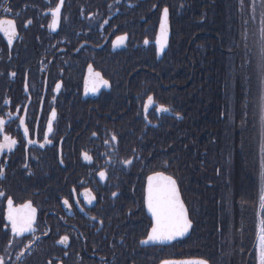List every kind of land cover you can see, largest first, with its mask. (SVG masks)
Listing matches in <instances>:
<instances>
[{
  "label": "flooded vegetation",
  "instance_id": "flooded-vegetation-1",
  "mask_svg": "<svg viewBox=\"0 0 264 264\" xmlns=\"http://www.w3.org/2000/svg\"><path fill=\"white\" fill-rule=\"evenodd\" d=\"M169 2L171 0H65L57 31L47 27L50 15H43L48 0H10L12 13L0 14V18L15 19L19 32L11 47L0 33V73H3L0 75V115L9 110L6 99H11L13 107H21L22 112L27 108L32 138H37L32 124L35 118L42 143L51 109L55 108L58 113L54 132L49 137L53 143L45 148L27 145L23 130L18 129L16 123L6 126L7 133L19 143L13 154L6 153L3 157L7 167L6 175L0 178V191L11 196L14 207L31 201L38 210L36 234L41 239L33 245L30 254L22 257L24 264H47L48 260L52 264L61 261L63 264H104L105 261L106 264H141L140 259L147 256H152L148 264L154 263V257L159 259L156 264L165 260L194 259L176 256L178 244L187 241L194 229L193 203L186 201L180 182L173 175L177 169L164 167L161 155H157L154 168L147 163L142 167L121 163L132 155H142L133 143H147L154 137L153 130H159L163 123L174 129L175 124L185 119L165 104L175 117L156 111L164 101L162 96L149 94L139 87L144 78L138 65L153 66L160 62L156 40L162 7ZM3 3L4 0H0V4ZM169 8L173 36L176 15ZM29 19L33 23L25 26ZM105 19L107 24L103 23ZM123 35H127L128 40L115 46L117 38ZM145 40L149 43L145 44ZM89 65L101 73L111 87L91 91L93 78L89 75ZM12 70L17 72L15 78L8 75ZM58 83L61 88L56 92ZM155 92L159 93L157 89ZM148 96L154 97L155 104L145 119ZM177 115L182 116L181 121ZM134 127L138 130L134 131ZM93 132L97 133L96 137L92 136ZM112 133L119 139L115 152L104 143L106 135ZM85 150L93 156L91 164L82 158ZM105 152L111 164H105ZM105 169L109 178L102 181L98 171ZM157 171L177 179L193 225L186 239L181 237L180 241L166 246L140 243L151 231L152 223L146 206L147 178ZM85 187L91 188L97 196L92 205H88L82 195ZM114 191L119 195L113 197ZM77 197L80 205L75 203ZM65 198L73 204L71 210L63 204ZM7 211V201L0 198V255L6 260L11 256L8 264H16V256L23 248L22 238H17L11 249L5 251L12 239L10 228H4L8 224ZM45 231H48L47 236L43 235ZM63 235L70 237L66 249L57 243ZM232 240L240 249V243ZM244 242L245 249L248 240Z\"/></svg>",
  "mask_w": 264,
  "mask_h": 264
},
{
  "label": "trees",
  "instance_id": "trees-1",
  "mask_svg": "<svg viewBox=\"0 0 264 264\" xmlns=\"http://www.w3.org/2000/svg\"><path fill=\"white\" fill-rule=\"evenodd\" d=\"M244 4L241 12L240 0H171L176 22L169 52L153 66L138 65L144 78L139 87L161 95L162 104L185 118L174 129L163 123L147 143H133L142 155H132L135 165H128L154 168L161 155L164 167L177 169L173 175L193 203L194 221L192 236L177 246L179 258H208L212 264L259 261V233L254 236L252 230H259V213L244 200L256 194L259 205L261 188V175L254 174L260 164L256 155H263L256 139L262 83L254 55L260 0L255 20L251 0ZM151 260L147 256L140 263ZM158 261L154 257L153 264Z\"/></svg>",
  "mask_w": 264,
  "mask_h": 264
},
{
  "label": "snow or ice",
  "instance_id": "snow-or-ice-1",
  "mask_svg": "<svg viewBox=\"0 0 264 264\" xmlns=\"http://www.w3.org/2000/svg\"><path fill=\"white\" fill-rule=\"evenodd\" d=\"M65 0H58L57 3H53L52 0H48L47 11L43 13L44 16H49L51 22L47 27L52 31H57L60 28L62 20V9L64 8ZM111 7V5L109 6ZM180 8H183L184 5L180 4ZM245 7L244 0H240V11L243 12ZM13 9L10 5V0H4L3 4H0V14H9L12 13ZM96 13H93V16ZM169 16L170 8L169 6L162 7V18L160 24V35L156 40V43L159 45V53L164 54V50L167 46V37L169 31ZM91 19V17H87ZM251 19H256V0H251ZM33 21L31 19L27 20L26 25H31ZM104 24L108 23V20L103 21ZM247 23V21H245ZM260 27L258 29V39L255 42L256 52V71L259 74L261 83L264 84V0H260ZM0 33L4 35L7 39V44L11 47L17 40L19 32L17 30V25L15 19L10 18H0ZM128 40L127 35H123L117 38L116 45H123ZM248 37L245 32L242 34V41L244 44L245 50H248ZM145 44H148L149 41L145 40ZM251 54V53H250ZM251 63V61H249ZM89 75L93 79L91 80L92 87L91 91L96 92L100 87H111L109 81L105 80L101 73L95 72L91 65L88 68ZM3 75V73H0ZM12 78L17 76V72L12 70L8 73ZM61 84L58 83L55 86V91L59 92ZM28 90L27 84V75L25 76V91ZM87 91V89H86ZM54 99V98H53ZM5 104L9 105V110L5 115H0V178L6 175V163L3 162V157L7 153L9 156L13 154L14 150L17 148L19 141L14 139L11 135L7 133L6 126L10 123H16L18 129L23 130V138L26 140L27 145H38L39 148H45L46 145H51L53 143L52 139L49 137L54 132V122L58 121V113L55 108H52L50 115L47 119V130L43 135V142H40V131L38 121L33 118L32 124L35 125V135L36 139H33V129H30L29 120H28V110L27 108L22 109L21 107H13L11 99H6ZM155 104L154 97L148 96L147 104L144 108L145 119H147L148 108ZM260 109L261 117L260 123L262 129H264V94L260 97ZM156 111L160 113H170L171 108L160 104L156 108ZM177 118L182 119V116L177 115ZM151 123V121H149ZM93 137L97 136L96 132L92 133ZM114 142V143H113ZM104 143L111 146L112 151L115 152L119 146V139L115 133H112L110 136L106 135ZM135 151V150H134ZM264 153V149H262ZM105 156V164H111V160L108 159V153H103ZM82 158L88 164L93 162V156L89 154L87 150L82 152ZM135 157L131 159H125L121 161L124 165H132ZM60 163L63 164V158L61 157ZM167 166V165H166ZM25 168L28 167L27 164L24 165ZM262 168H264V163H262ZM98 176L100 180H108V171L100 170L98 171ZM147 197H146V206L148 212L151 213V231L147 234L146 238L141 240L140 243L147 244H166L172 241H175L177 238L185 237L189 234L192 229V221L189 218L188 208L186 207L184 200L181 197L179 184L177 179L173 176L166 175L162 171L154 172L153 175L147 178ZM83 184V181L80 182ZM76 191L75 188L72 190ZM84 200L88 205L94 204L97 200L96 194L91 188L85 187L83 192ZM118 192H112V196H118ZM0 198H3L7 201V221L8 224L4 225V228H10L11 240L7 244L5 251L11 249L12 243L17 238H22L20 243L23 245L22 250L16 256V264H24L22 257L26 253L30 254L33 245L40 241L41 237L36 233L39 230L37 223L38 210L35 208L31 201L21 205L19 208L14 207V201L7 193L0 191ZM77 205L81 204L79 197L75 200ZM63 204L71 210L73 204L69 202V199L65 198ZM259 208L261 213H264V172L261 173V189L259 194ZM81 211H84L83 207L80 208ZM96 219V217H92ZM103 224V221H100ZM50 231V230H49ZM30 234L26 236L25 234ZM43 235L47 236L48 231L43 232ZM259 264H264V216L261 217L260 226H259ZM27 240L25 244L24 241ZM59 245H63L65 249L70 244V237L68 235H63L57 241ZM68 253L65 251V256ZM11 260V256H8L6 260L5 256L0 255V264H8V261ZM47 264H52L51 260L47 261ZM60 264H63L61 261ZM106 264V261L104 262ZM162 264H212V261L208 258H194V259H183V260H165Z\"/></svg>",
  "mask_w": 264,
  "mask_h": 264
},
{
  "label": "rangeland",
  "instance_id": "rangeland-1",
  "mask_svg": "<svg viewBox=\"0 0 264 264\" xmlns=\"http://www.w3.org/2000/svg\"><path fill=\"white\" fill-rule=\"evenodd\" d=\"M261 89L262 90L260 92V97H261L262 94H264V84L261 85ZM260 97H259V115H258V125H257L258 137L256 139H258L260 141V147L262 149H264V129H262L261 123H260V117H261ZM258 140H257V144L259 143ZM256 156H258L260 164H259V170L257 172H254V174L261 175V173L264 172V168H262V163H264V153H263V155H256ZM252 173H253V171H252ZM259 180H261V176H259ZM259 194H260V191H259ZM257 200H256V194H255V198H253V199L248 198V200H244V202H245L244 206L245 207H250V206L253 207L254 208V213L257 214V216H258V213H260V210H258L259 205L257 204ZM256 205H257V207H256ZM255 207H256V209H255ZM243 217H244L245 223L247 224V221H246V218H245L244 215H243ZM242 229H243V227H241V230ZM252 230H253V235L254 236L258 235L259 230L256 227H253ZM257 254H258V252H257ZM252 264H259V261L257 260V258L252 260Z\"/></svg>",
  "mask_w": 264,
  "mask_h": 264
},
{
  "label": "water",
  "instance_id": "water-1",
  "mask_svg": "<svg viewBox=\"0 0 264 264\" xmlns=\"http://www.w3.org/2000/svg\"><path fill=\"white\" fill-rule=\"evenodd\" d=\"M159 35H160V31H159ZM171 36H172V34H171V23H170V18H169V31H168V37H167V46H166V48H165V50H164V54L163 55H161L160 53H159V51H158V56H159V60L161 61V60H163L164 59V57H165V55L167 54V52L169 51V48H170V42H171ZM159 37V36H158ZM157 49H159V45L157 44ZM152 107H153V105L151 106V107H149L148 108V111H147V113L152 109ZM164 115H167V116H171V117H175V116H173L172 114H170V113H164ZM177 118V117H176ZM179 121H181L182 119H179V118H177ZM147 212H148V209H147ZM262 214L263 213H261V217H262ZM148 215L150 216V218H151V213L150 212H148ZM261 217H260V220H261ZM193 226V225H192ZM191 233V230H190V232H189V234ZM188 234V235H189ZM188 235L187 236H185V237H183V239L182 240H184V239H186L187 237H188ZM177 241H180V239L179 238H177L175 241H172V242H170V243H166V244H148V245H151V246H166V245H171V244H173L174 242H177Z\"/></svg>",
  "mask_w": 264,
  "mask_h": 264
}]
</instances>
